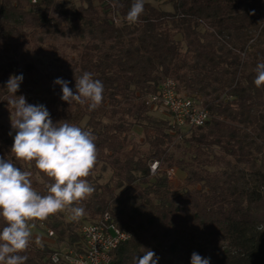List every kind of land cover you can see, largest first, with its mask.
I'll return each instance as SVG.
<instances>
[{
  "label": "trees",
  "instance_id": "obj_1",
  "mask_svg": "<svg viewBox=\"0 0 264 264\" xmlns=\"http://www.w3.org/2000/svg\"><path fill=\"white\" fill-rule=\"evenodd\" d=\"M132 2L0 0V158L30 171L33 187L47 194L51 179L34 161L14 159V130L2 122L13 111L6 83L20 74L16 96L46 106L53 123L91 131L98 149L86 178L95 191L76 205L85 215L74 220L65 210L69 219L58 212L35 220L46 239L32 238L25 264H54L53 251L81 249L80 226L105 214L130 235L111 264H132L145 250L158 264H191L193 252L210 264H264V86L254 84L264 62V0H145L138 22L129 23ZM45 53L52 56L39 57ZM84 72L104 85L91 111L63 101L54 84L62 78L75 93ZM167 79L207 110L204 126L181 130L149 114L147 97ZM135 126L142 143L130 137ZM171 147H182L183 158ZM169 169L184 171L182 183L171 182Z\"/></svg>",
  "mask_w": 264,
  "mask_h": 264
},
{
  "label": "clouds",
  "instance_id": "obj_2",
  "mask_svg": "<svg viewBox=\"0 0 264 264\" xmlns=\"http://www.w3.org/2000/svg\"><path fill=\"white\" fill-rule=\"evenodd\" d=\"M144 5L145 0H133L127 22H138ZM254 71L255 86H264V62L258 63ZM22 81V74L11 75L6 83L15 131L11 154L17 161H34L36 169L51 182L46 186L47 194L42 195L33 187L30 171L22 170L13 159L0 158V219L5 224L0 229V264H25L28 257L21 253L32 241L30 221H43L65 210L72 219H79L85 215V208L76 205L95 191L86 178L98 160L96 137L69 121L53 123L46 106L29 104L23 95L16 96ZM75 81V93L69 81H54L61 86V99L70 105L87 104L90 111L98 108L103 100L102 81L93 79L90 72ZM158 259L154 251L145 250L142 256L133 257L132 264H158ZM191 264H210V258L193 252Z\"/></svg>",
  "mask_w": 264,
  "mask_h": 264
},
{
  "label": "built area",
  "instance_id": "obj_3",
  "mask_svg": "<svg viewBox=\"0 0 264 264\" xmlns=\"http://www.w3.org/2000/svg\"><path fill=\"white\" fill-rule=\"evenodd\" d=\"M31 1L36 3V0ZM146 105H157L165 109L171 116L173 127L181 130L202 127L209 119V114L201 103L179 93L176 83L171 79L165 80L157 92L147 97ZM149 169L151 175L155 174L159 163L153 162ZM174 176L175 169H169L167 177L171 180ZM79 234L82 237V248L65 246L57 249L50 256L52 263L111 264V252L130 239V235L117 228L107 214L93 223L82 224ZM47 235L52 238L53 231L47 230Z\"/></svg>",
  "mask_w": 264,
  "mask_h": 264
},
{
  "label": "rangeland",
  "instance_id": "obj_4",
  "mask_svg": "<svg viewBox=\"0 0 264 264\" xmlns=\"http://www.w3.org/2000/svg\"><path fill=\"white\" fill-rule=\"evenodd\" d=\"M155 6H162L161 2L160 1H156V2H152ZM162 8L164 9H170L169 7H164L162 6ZM63 42H59L58 46H63L62 45ZM48 56H52V54L50 53H45V54H39V57H42V58H46ZM149 114L152 115L153 117H156V118H160V119H164V120H170L171 121V116L170 114L163 108H161L160 106H157V105H150L149 106ZM10 121V117H5L2 122L5 123V122H8ZM11 123V122H9ZM12 134L10 135L11 138L14 140V136H15V131H12L11 132ZM150 134L153 133V131H149ZM130 137L132 138V140L136 143H142L143 139H144V134H143V131L140 127L138 126H135L133 127L132 129V132L130 134ZM170 152H173L175 157L176 158H183V154H184V149L181 147V148H175V147H171L170 148ZM110 177V172H107L103 175V178L102 180L100 181V183H105ZM185 177V173L184 171H181V170H175V176L173 179H171V182L174 183V184H180L182 183V180L184 179ZM61 213H63L65 215V218L69 219V216L65 213V211H61ZM30 225H31V232H32V238L35 239L36 241H41L43 239H46L45 236L43 235V229H45V225L41 224V223H35L34 221H30L29 222Z\"/></svg>",
  "mask_w": 264,
  "mask_h": 264
}]
</instances>
